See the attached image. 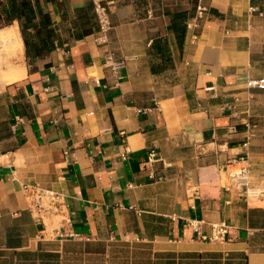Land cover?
<instances>
[{"label":"crops","instance_id":"obj_1","mask_svg":"<svg viewBox=\"0 0 264 264\" xmlns=\"http://www.w3.org/2000/svg\"><path fill=\"white\" fill-rule=\"evenodd\" d=\"M27 1L0 0L26 69L0 77V264H264V0H205L191 27L196 0H103L107 44L91 0ZM22 27L50 48L28 58ZM24 183L63 194L82 238L44 229Z\"/></svg>","mask_w":264,"mask_h":264},{"label":"built area","instance_id":"obj_2","mask_svg":"<svg viewBox=\"0 0 264 264\" xmlns=\"http://www.w3.org/2000/svg\"><path fill=\"white\" fill-rule=\"evenodd\" d=\"M94 8V13L98 25L95 40L99 44H107L110 40V30L112 29L111 12L103 2V0H91ZM209 11L205 0H196V14L193 20L188 23V26H197L203 20ZM107 64L112 69L117 70L125 64L124 60L115 61L110 54L107 58ZM251 87H259L264 89V79L249 82ZM235 129V127H232ZM249 141L244 143L247 147ZM155 153L152 152L150 161H153ZM246 155L242 156L240 160L245 161ZM248 169L246 167L234 171L231 176L235 178L240 186L245 188L246 196L258 197L261 191L257 189H249L247 182ZM153 176V175H152ZM22 190L28 202V209L30 210L36 221L43 225L46 229V219L52 215L60 216V227L56 228L53 237L81 239L82 235L72 229V221L68 215L67 204L63 194L45 188L37 183H24ZM203 220L188 219L185 226L191 228L197 236L202 240L208 241H224L228 237L230 224L225 221L211 222V233L203 234L201 231Z\"/></svg>","mask_w":264,"mask_h":264},{"label":"bare ground","instance_id":"obj_3","mask_svg":"<svg viewBox=\"0 0 264 264\" xmlns=\"http://www.w3.org/2000/svg\"><path fill=\"white\" fill-rule=\"evenodd\" d=\"M19 33L12 28L0 31V77L8 82L19 80L26 74L23 59H20L24 54V43Z\"/></svg>","mask_w":264,"mask_h":264},{"label":"trees","instance_id":"obj_4","mask_svg":"<svg viewBox=\"0 0 264 264\" xmlns=\"http://www.w3.org/2000/svg\"><path fill=\"white\" fill-rule=\"evenodd\" d=\"M25 7H28L29 3L27 0H23V3H22ZM49 22V19L46 20V23ZM22 30V33H23V37H24V41H25V46H26V53H27V56L28 58L29 57H37L39 56L40 54H42V52L46 49H49L50 48V44H48L47 42H41L39 45H33L31 44L28 39H27V36H26V33H25V30L24 28L22 27L21 28Z\"/></svg>","mask_w":264,"mask_h":264},{"label":"rangeland","instance_id":"obj_5","mask_svg":"<svg viewBox=\"0 0 264 264\" xmlns=\"http://www.w3.org/2000/svg\"><path fill=\"white\" fill-rule=\"evenodd\" d=\"M1 45H2V43L0 42V47H2ZM1 49H2V48H0V51H1Z\"/></svg>","mask_w":264,"mask_h":264}]
</instances>
